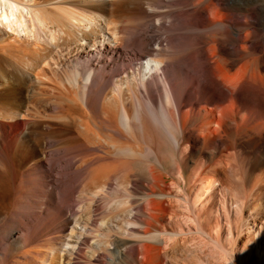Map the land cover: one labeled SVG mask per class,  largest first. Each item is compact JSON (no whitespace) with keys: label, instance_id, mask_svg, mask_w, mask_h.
<instances>
[{"label":"bare ground","instance_id":"obj_1","mask_svg":"<svg viewBox=\"0 0 264 264\" xmlns=\"http://www.w3.org/2000/svg\"><path fill=\"white\" fill-rule=\"evenodd\" d=\"M74 1L79 10L66 6ZM25 2L39 26L65 35L31 46L0 27V264H65L57 240L79 213L83 180L86 194L98 190L96 200L110 197L112 180L114 196H127L131 175L170 195L173 169L188 161V195L219 190L239 208L264 196V0H0V20L9 25ZM85 11L103 16L111 38L96 41L103 28ZM75 14L95 26L76 36L71 25L83 18ZM88 38L87 49L74 43ZM53 46L67 50L60 75L40 64ZM144 59L158 63L146 77ZM127 206L124 200L114 216ZM138 210L149 217L144 232L172 223L171 199L149 197ZM244 233H264L262 216H252ZM82 238L69 264L82 263L75 257L91 247ZM110 239L91 243L100 251L94 261L164 264L162 256L178 248L176 239Z\"/></svg>","mask_w":264,"mask_h":264},{"label":"rangeland","instance_id":"obj_2","mask_svg":"<svg viewBox=\"0 0 264 264\" xmlns=\"http://www.w3.org/2000/svg\"><path fill=\"white\" fill-rule=\"evenodd\" d=\"M55 4L51 3L50 7L54 8ZM59 4L61 3H58V5ZM66 6L79 10L77 9L79 7L77 1L71 3L68 2L66 3ZM16 10V15L18 16L15 19L13 18V21L10 23L11 25H8V23L4 20H0V27L11 33L9 36L11 41L15 40L16 43H19V41L23 42V40L24 42L29 41L31 46H36V42L39 41L42 43V46L49 47V42L54 40V36L65 35L63 29H57V27L49 26L45 27V25L39 26V24H37L38 22L36 17H34L35 6L25 2L23 4H18ZM87 10L89 9L87 8ZM87 13L88 11H85L83 14ZM88 14L90 17L93 16V13ZM75 15L76 18H83L80 22L76 21L74 25H71L70 31L74 32L76 36H81L82 31L91 29L96 25L101 26L103 29L105 28L104 30L102 29L98 31V34H93L96 41L103 42L106 37L111 38L112 35L110 31L104 25L105 22L102 18L103 16H99L94 13V21L95 18L97 19L94 23V21L91 22L86 20V16L84 15ZM10 27L11 29L9 30L8 28ZM76 27H79L81 30ZM54 28H56V31H54ZM12 29H15V31ZM61 36L60 40L62 39ZM159 36L163 37L162 34ZM74 43H79V46H82L83 48L86 47L87 49L90 46H93V39H83V41H74ZM79 46L77 45V47ZM51 50V52H48L51 54L48 56L49 60L47 63L44 64L41 62L40 64L47 66L50 62L51 67L47 66L44 70L46 74L48 73V75H51L52 72L50 70L54 68L58 69L57 75H60V72L63 71V67H61L62 62L60 60L63 57H67V50L64 49L61 51L59 47L55 48L54 46ZM59 54L60 56H58ZM55 60H58L59 63H55ZM142 64V69L144 70L140 69V74L143 77H146L150 72L156 70L157 66L155 65H158L157 62L155 63L154 61L148 59H144ZM26 163L23 165V168L28 167L29 163ZM77 164L79 165L80 163ZM190 165L191 164L188 163V161H182V164L180 165L182 167L179 166L180 169L176 167L173 169V173L168 179L169 182L170 180H174L173 191L170 195H167L166 193L163 194L159 190L152 192L149 188L150 180H147L148 178L145 179V177H143V179H138L136 175H131L123 187L124 191L125 188H127V196L124 194V196H114L118 194L115 193L116 191L114 188L116 187V184L115 181L112 180L110 181L112 184L109 183L106 188L104 187L107 189L110 197L107 199L104 196H100L101 199L96 200L98 190L96 189V192L92 191L86 194L83 189H81L82 185L84 187L85 183L83 180L80 185L81 187L79 186L76 191L78 193H75L76 197L80 195L82 196L74 206L79 213H77L76 217H72L70 225L62 231L61 238L57 240V245L60 246L63 253L62 258L65 261L63 262L65 264H69L68 260L73 261V257L75 255L73 249L78 247V240H82V236H85L89 239L91 247H87L85 255H80L75 258L82 260V263L80 264H102L98 260L94 261V256H96L97 253H100V251L97 247L91 245V243H97L95 242L96 237L108 236L111 238L110 240L118 238L127 239L130 242H158L161 245L172 243L176 239V242L178 241V248L174 251L168 250L167 254L162 256L164 264H264V233H255V235L251 233V236L244 233L245 227L250 223V218L252 216H262L264 219V215H261V212L259 213L258 209L260 208L264 210V196L262 195V197H257L259 198L257 201L253 202L252 200L250 202H246L244 207L239 208V204L235 197L233 198L229 194L223 196L220 192H218L219 190H216L214 196L210 198L205 195L196 197L195 193H193L191 189H189L190 194L188 195V181L186 180V176L188 175V166ZM135 166L138 168L144 167L143 164L142 166L137 164L134 165V167ZM78 167H80V165ZM179 170L182 172H179ZM180 173H182L183 176L179 175ZM87 174L86 176H88ZM222 175L223 174H221V176ZM139 180L143 181V183H140ZM135 183L137 184L135 185ZM215 186H218V184L216 183ZM176 188L179 191L181 188H186L187 193H180ZM156 193L157 195H155ZM88 195H90V197H88ZM149 197H153L156 200L163 197L168 198L169 200L171 199L173 204V220L172 223L165 229L152 228L148 232H144L142 222L144 219L149 217L145 212L139 211L138 207L144 204ZM121 199H123V201L125 200L126 205L128 206L123 212H121L122 215L115 217L116 215L114 216V213L116 212V207L121 206L123 203ZM120 200L122 203L119 205V202H121ZM116 201H118V203ZM94 203L99 204L100 209L93 211L94 205H96ZM157 205L155 204V212L160 213L162 210L159 204ZM112 215L114 217H112ZM102 218H105L103 219L105 222L100 224V219ZM119 225H124V227L118 230ZM87 227L93 231L90 232ZM74 228L76 231L85 228V231L81 235L78 233L73 234L71 230H74ZM94 235H96V237ZM112 245L113 244H110V246ZM149 264L155 263L149 262Z\"/></svg>","mask_w":264,"mask_h":264}]
</instances>
